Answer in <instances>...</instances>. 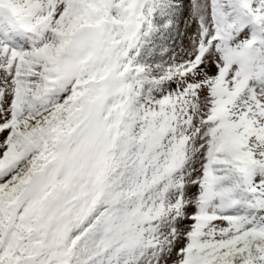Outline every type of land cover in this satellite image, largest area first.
<instances>
[{"label": "snow or ice", "instance_id": "snow-or-ice-1", "mask_svg": "<svg viewBox=\"0 0 264 264\" xmlns=\"http://www.w3.org/2000/svg\"><path fill=\"white\" fill-rule=\"evenodd\" d=\"M0 264H264V0H0Z\"/></svg>", "mask_w": 264, "mask_h": 264}]
</instances>
